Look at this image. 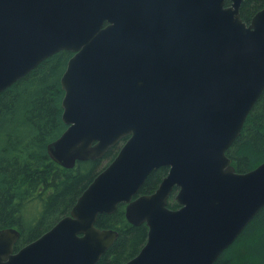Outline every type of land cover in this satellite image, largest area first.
<instances>
[{"label":"water","instance_id":"water-1","mask_svg":"<svg viewBox=\"0 0 264 264\" xmlns=\"http://www.w3.org/2000/svg\"><path fill=\"white\" fill-rule=\"evenodd\" d=\"M229 1L162 0L152 13L141 0H0V92L73 52L61 78L67 128L50 157L73 168L128 136L40 237L16 250L20 230L0 229V264H96L118 237L97 217L121 202L149 227L123 264H215L264 206V162L239 172L227 155L264 91V8L247 23L243 0ZM161 166L157 189L136 196Z\"/></svg>","mask_w":264,"mask_h":264},{"label":"trees","instance_id":"trees-1","mask_svg":"<svg viewBox=\"0 0 264 264\" xmlns=\"http://www.w3.org/2000/svg\"><path fill=\"white\" fill-rule=\"evenodd\" d=\"M263 8L264 0H243L240 14L250 23ZM72 55L69 50L51 55L0 92V229L20 230L16 250L69 214L78 197L116 157L128 138L123 137L102 158L78 161L73 168L50 157L47 145L67 128L62 117L65 90L61 78ZM227 155L239 172L264 162V91ZM168 171L167 166L153 170L140 192H154ZM176 192L177 188L168 201L171 208L180 206ZM125 207V203H120L114 212L98 216L96 225L116 230L118 237L96 264H123L146 243L148 225L130 223ZM215 264H264V206Z\"/></svg>","mask_w":264,"mask_h":264},{"label":"flooded vegetation","instance_id":"flooded-vegetation-1","mask_svg":"<svg viewBox=\"0 0 264 264\" xmlns=\"http://www.w3.org/2000/svg\"><path fill=\"white\" fill-rule=\"evenodd\" d=\"M134 0H129L130 3H132ZM162 0H141V3L143 5L144 8L148 9L150 12L155 13L157 12L160 4H161ZM107 23L105 22V25ZM160 26L156 23V22H151L150 24L146 25V31L149 33L146 37L147 40H154L155 39V35L157 34L158 30H159ZM177 188L176 186L174 187V189ZM173 189V191H174ZM172 191V193H173ZM178 191V188H177ZM177 193V192H176ZM143 194L140 192V190L138 191L137 195ZM176 196V195H175ZM124 203V202H121ZM179 203V202H178ZM120 204V203H119ZM118 204V205H119ZM126 205V204H125ZM125 211H126V207H125ZM126 213V212H125ZM100 215V214H99ZM98 215V216H99ZM98 220V217H97ZM97 222V221H96ZM97 226V225H96ZM98 227V226H97ZM99 228V227H98ZM102 229V228H101ZM107 229V228H104ZM148 239V238H147ZM28 244V243H27ZM26 245V244H25Z\"/></svg>","mask_w":264,"mask_h":264},{"label":"rangeland","instance_id":"rangeland-1","mask_svg":"<svg viewBox=\"0 0 264 264\" xmlns=\"http://www.w3.org/2000/svg\"><path fill=\"white\" fill-rule=\"evenodd\" d=\"M172 194V193H171ZM170 198V197H169Z\"/></svg>","mask_w":264,"mask_h":264}]
</instances>
